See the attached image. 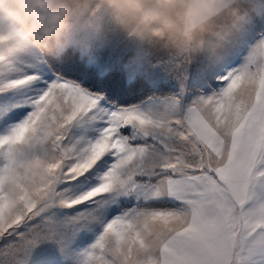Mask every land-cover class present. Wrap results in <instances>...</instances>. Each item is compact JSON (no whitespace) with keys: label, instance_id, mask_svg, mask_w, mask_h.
Instances as JSON below:
<instances>
[{"label":"snow or ice","instance_id":"1","mask_svg":"<svg viewBox=\"0 0 264 264\" xmlns=\"http://www.w3.org/2000/svg\"><path fill=\"white\" fill-rule=\"evenodd\" d=\"M244 8L127 104L0 56V264H264V0Z\"/></svg>","mask_w":264,"mask_h":264},{"label":"clouds","instance_id":"2","mask_svg":"<svg viewBox=\"0 0 264 264\" xmlns=\"http://www.w3.org/2000/svg\"><path fill=\"white\" fill-rule=\"evenodd\" d=\"M245 0H0V56L31 49L60 62L75 37L118 32L194 60L220 47L245 17Z\"/></svg>","mask_w":264,"mask_h":264},{"label":"rangeland","instance_id":"3","mask_svg":"<svg viewBox=\"0 0 264 264\" xmlns=\"http://www.w3.org/2000/svg\"><path fill=\"white\" fill-rule=\"evenodd\" d=\"M68 50L77 53L88 67L94 68L102 76L113 71L121 72L127 82L143 78L153 89L162 76L161 69L153 67V64L169 56L161 49L139 46L111 30L79 35Z\"/></svg>","mask_w":264,"mask_h":264},{"label":"trees","instance_id":"4","mask_svg":"<svg viewBox=\"0 0 264 264\" xmlns=\"http://www.w3.org/2000/svg\"><path fill=\"white\" fill-rule=\"evenodd\" d=\"M52 62L60 74L83 81L93 91L102 93L107 100L114 103L127 104L154 91L143 78L127 82L121 72L115 71L102 76L94 68L88 67L72 50H67L62 61Z\"/></svg>","mask_w":264,"mask_h":264}]
</instances>
